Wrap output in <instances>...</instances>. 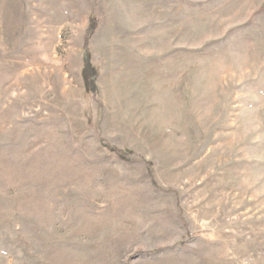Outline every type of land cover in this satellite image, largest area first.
I'll use <instances>...</instances> for the list:
<instances>
[{
  "label": "rangeland",
  "instance_id": "374dc122",
  "mask_svg": "<svg viewBox=\"0 0 264 264\" xmlns=\"http://www.w3.org/2000/svg\"><path fill=\"white\" fill-rule=\"evenodd\" d=\"M0 264H264V0H0Z\"/></svg>",
  "mask_w": 264,
  "mask_h": 264
},
{
  "label": "trees",
  "instance_id": "16d2710c",
  "mask_svg": "<svg viewBox=\"0 0 264 264\" xmlns=\"http://www.w3.org/2000/svg\"><path fill=\"white\" fill-rule=\"evenodd\" d=\"M91 32V26L88 28V33ZM87 37H88V34H86V37H85V43L87 42ZM85 63L87 65V67H89L88 63H87V54L85 53Z\"/></svg>",
  "mask_w": 264,
  "mask_h": 264
}]
</instances>
